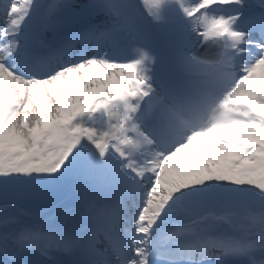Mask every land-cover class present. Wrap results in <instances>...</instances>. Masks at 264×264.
I'll use <instances>...</instances> for the list:
<instances>
[{
  "label": "snow or ice",
  "instance_id": "snow-or-ice-1",
  "mask_svg": "<svg viewBox=\"0 0 264 264\" xmlns=\"http://www.w3.org/2000/svg\"><path fill=\"white\" fill-rule=\"evenodd\" d=\"M0 264H264V0H0Z\"/></svg>",
  "mask_w": 264,
  "mask_h": 264
}]
</instances>
